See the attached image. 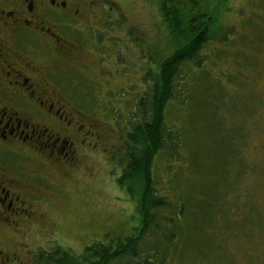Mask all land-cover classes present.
Returning <instances> with one entry per match:
<instances>
[{
  "label": "rangeland",
  "instance_id": "obj_1",
  "mask_svg": "<svg viewBox=\"0 0 264 264\" xmlns=\"http://www.w3.org/2000/svg\"><path fill=\"white\" fill-rule=\"evenodd\" d=\"M86 2L92 9L85 10L81 33L60 30L73 45L64 44L52 63L70 90L80 89L73 105L87 139L70 168L50 164L48 174L35 155L41 180L34 189L43 198L33 206L31 232L8 236L27 244L32 264H54L43 254L56 250L81 256L88 246L132 236L140 223L117 182L135 101L169 53L160 0ZM185 2L210 14L211 37L184 65L186 77L167 105L176 148L156 155L152 174L172 206L160 212L159 228L143 238L141 250L153 253L156 246L163 264H264V159L256 151L264 135V40L238 32L247 0ZM169 217L180 218L172 240Z\"/></svg>",
  "mask_w": 264,
  "mask_h": 264
},
{
  "label": "flooded vegetation",
  "instance_id": "obj_2",
  "mask_svg": "<svg viewBox=\"0 0 264 264\" xmlns=\"http://www.w3.org/2000/svg\"><path fill=\"white\" fill-rule=\"evenodd\" d=\"M247 1L238 32L264 40V0ZM86 9V0H0V264L33 263L27 244L8 236L31 232L35 222L33 206L43 198L34 189L41 180L35 155L48 174L50 164L70 168L87 139L73 105L80 89L70 90L52 63L73 45L60 30L81 33ZM258 145L264 159V135Z\"/></svg>",
  "mask_w": 264,
  "mask_h": 264
},
{
  "label": "trees",
  "instance_id": "obj_3",
  "mask_svg": "<svg viewBox=\"0 0 264 264\" xmlns=\"http://www.w3.org/2000/svg\"><path fill=\"white\" fill-rule=\"evenodd\" d=\"M195 6L188 5L185 0H160L158 13L169 53L159 57L158 70L146 79L147 87L135 101L136 121L131 122L130 128L123 136L124 166L122 177L117 184L130 194L139 216L140 223L135 234L106 244L88 246L78 257L70 255L67 251L44 253V261L54 264H115L124 259L126 264H163L165 261L164 258L158 257L156 246L153 253H147L141 250L140 244L143 238L152 237L155 229L159 228L157 221L161 216L160 212L172 206L167 198L160 196L155 189L152 164L158 153L176 148V133L169 130L166 123L167 105L175 97L182 76L186 77L184 65L195 60L198 52L211 37L210 14L194 10ZM199 64L196 62L197 66ZM166 220L172 225V228L167 230L172 240L175 236L172 232L178 220L175 223L171 217Z\"/></svg>",
  "mask_w": 264,
  "mask_h": 264
}]
</instances>
